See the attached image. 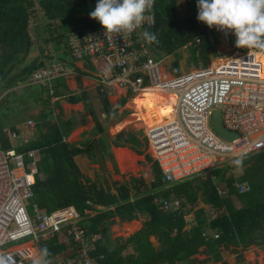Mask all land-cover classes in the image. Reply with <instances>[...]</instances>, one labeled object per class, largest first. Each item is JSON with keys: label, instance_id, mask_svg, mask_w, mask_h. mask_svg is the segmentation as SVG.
I'll list each match as a JSON object with an SVG mask.
<instances>
[{"label": "built area", "instance_id": "obj_1", "mask_svg": "<svg viewBox=\"0 0 264 264\" xmlns=\"http://www.w3.org/2000/svg\"><path fill=\"white\" fill-rule=\"evenodd\" d=\"M153 26L152 2L141 25L131 33H104L100 27L68 34L66 45L72 58L92 61L100 92L105 96H111L113 88L130 90L134 95L146 89L175 95L173 117L145 130L147 151L166 182L175 184L208 176L213 179L211 173L219 158H239L264 149V80L252 67L248 52L236 51L214 65L167 79L161 71L166 58L150 57L148 47L136 39L139 30ZM218 33L228 44L232 34ZM67 71L60 63L51 64L36 70L30 81L47 87L53 95L52 82L67 75ZM215 110L221 114L224 129L238 134L239 139L229 143L214 133L210 115ZM34 127L35 123L28 120L20 134L6 130L5 135L14 146L18 141L24 144ZM25 158L30 160L31 172ZM36 162L34 150H5L0 142V264H96L91 253L102 236L80 224V214L73 206L47 212L33 203ZM235 187L239 194L249 190L247 182ZM220 194L224 195V190ZM153 203L162 212H182L178 199L155 198ZM183 218L189 220L186 215ZM212 237L217 239L219 235ZM53 239L65 248L51 258L48 243Z\"/></svg>", "mask_w": 264, "mask_h": 264}, {"label": "crops", "instance_id": "obj_2", "mask_svg": "<svg viewBox=\"0 0 264 264\" xmlns=\"http://www.w3.org/2000/svg\"><path fill=\"white\" fill-rule=\"evenodd\" d=\"M179 5L181 15H186L188 10L186 0H179ZM37 13L32 14L35 16ZM39 28L35 23L30 24L28 31L33 44L27 55L20 56L21 60L17 62V67L11 70L8 85L17 81L1 90L0 124L2 131L7 130L20 134V131L25 130V123L32 120L36 124V129L28 138L31 142L41 141L52 128L57 127L63 143L85 150L73 157L81 175V183L94 186L97 191L113 196L114 203L104 206L89 202L88 205L91 208L84 209L80 215L81 225L84 223L89 225L90 221L94 220L101 211L114 212L118 206L144 201L147 196H153V203L155 198H163L164 192L171 190L173 193V187L182 182L169 184L165 180L166 183H163L164 177L147 151L146 140L143 143L142 137L145 136L146 126L151 124V121L147 122V120L152 118L155 123H159L173 116L175 107L173 103H162L168 99L169 94L173 93L146 89L139 95H134L130 90L113 88L111 96L102 95L98 75L92 61L74 59L69 54L65 41L69 31L60 41L46 42L45 32L40 33ZM61 30L60 32H65ZM207 36V41L202 40L204 54L197 52L193 55V47L200 43L197 41L195 45H185L174 54L160 57L166 58L161 66L165 78L170 79L197 68L188 64L192 56L197 60L202 58L198 62L201 65L205 64L204 67H206L240 51L233 42L235 41L234 35L228 44L221 40L217 29L209 30ZM247 55L249 59L254 56L249 53ZM259 56L263 57L262 54ZM38 62L46 66L60 63L68 70L67 75L55 80L56 96L51 98L50 102L44 99L46 95L41 92L42 89L38 84H29V77L21 76L22 79L19 80L20 70L32 64L36 65ZM173 64L179 67L180 73H171ZM262 65V61L255 67L252 63V67L264 79ZM149 95L152 99L150 108H153L156 113L151 116V112L142 113L140 111L141 107L148 104ZM140 131L142 136L139 135ZM24 134L26 132L22 133ZM8 143L9 148L5 150L18 151V148L23 145L20 141L16 146ZM38 156L40 161L39 153ZM243 158V161L247 159ZM234 159L236 158H220L216 169L225 170L223 166ZM250 159L251 156L248 161ZM239 160L235 168L225 170L220 176H213L211 180L218 189L224 190L223 180L228 178L234 179L235 182L244 181V174L251 164L242 165ZM25 161L28 171L31 172L30 160L25 158ZM204 180L201 177H194L186 181L191 186L189 195L195 194L196 199H193L191 205L186 203V208L189 207L186 213L189 220H184L183 231L189 232L192 227L199 228L206 236L205 240L208 241L199 246L197 252L188 258L172 264H264V241L246 248L232 244H222L217 248L207 246L217 232L210 229V219L214 214L204 200L205 188L202 184ZM186 198L187 195H183L179 200L181 203L186 202ZM33 203L36 205L35 201ZM240 207L241 204L235 201V208ZM199 210H202L205 216L207 215L205 219L209 218V220L197 218L196 214ZM149 218L148 214H138L137 218L130 220H121L118 215L109 218L108 220L111 221L109 231L103 243L107 252L118 251L121 248L118 240L125 241L137 235L145 224L149 223ZM155 231L156 233L142 235L127 243L113 259V264H170L164 261L154 263L160 259V253L167 245L159 234V232H164V228L161 227ZM172 235L176 236L174 231L171 232ZM92 257L97 264L96 257Z\"/></svg>", "mask_w": 264, "mask_h": 264}, {"label": "trees", "instance_id": "obj_3", "mask_svg": "<svg viewBox=\"0 0 264 264\" xmlns=\"http://www.w3.org/2000/svg\"><path fill=\"white\" fill-rule=\"evenodd\" d=\"M95 3L96 0H0V93L8 85L9 74L12 69L17 67V62L21 60L20 56L27 55L33 44L28 31L31 17L34 19L36 17V15L31 16L32 13L40 12L47 22V28H55L56 35L51 34V37L45 40L46 42H50V40L55 42L62 40L67 31L69 34L83 33L102 27L98 21L89 16V12L94 9ZM186 4L188 10L186 15L182 16L179 0H153L154 26L151 29L139 30L136 39L138 43L143 42L155 58L174 54L181 47L189 44L195 45L197 41L200 43L193 47V55L197 52L204 54L202 40H208L207 32L212 28L197 20L196 0H186ZM59 28L65 32H60ZM152 35H155V40L149 38ZM248 53L250 55L262 54L264 57V50L261 49L253 48ZM44 66L46 65L38 62L36 65L32 64L20 70L19 80L22 79L21 76L26 75L29 77V84H31L32 74ZM55 80L52 82L53 95H50L47 87L38 84L42 89L41 92L46 95L44 99L48 102L56 96ZM16 81L9 85L11 86ZM5 131H2L0 124V142L3 149H8L9 143ZM59 133L57 127L52 128L41 141L31 142L30 139L21 148H18V152L21 153L32 150L36 152L37 171L33 175L34 183L31 187L33 201L36 205L47 212L73 206L81 215L84 209L91 208L88 205L89 202L104 206L113 204V196L97 191L94 186L81 183V175L73 157L85 150L63 143ZM38 153L41 157L40 161L38 160ZM249 156L251 159L248 161ZM249 156L241 163L242 165L251 164V167L244 174V181L235 182L232 178L222 179L224 195L220 194L221 189L217 188L211 177L208 176L202 183L205 188L204 200L214 214L210 219V229L219 235L217 239L212 238L213 241L211 239L208 242L209 248H217L222 244L246 248L249 245L260 244L264 241V149L251 153ZM229 163L223 166L225 170L230 169ZM221 169L215 168L211 175L216 177L222 175L225 170ZM31 180L30 177V182ZM186 181L175 185L173 193L168 190L163 194V198L168 200H179L183 195H187L186 202L181 203L182 212L180 214L160 211L152 203L153 196H147L144 201L118 206L114 212L110 210L101 211L94 220L90 221L89 225L82 224L89 232H99L102 236V240L96 245V250L91 253V256H95L98 260L97 264H113V259L117 257L119 251L127 243L140 238L142 235L147 236L156 233L155 229L161 227L164 228V232H159L160 238L167 245L161 251L160 259L154 263L161 261L170 264L180 262L197 252L198 247L208 240H205L199 228L192 227L189 232L183 231V216L189 210V207L186 208V203L191 205L193 199H196L195 194L189 195L191 186ZM243 182L248 183L249 190L244 194H239L235 186ZM163 183H166L165 178H163ZM235 201L241 204L240 208H235ZM138 214H148L150 216L149 223L145 224L143 229L134 237L125 241L118 240L121 246L118 251L115 253L107 252L103 243L111 222L108 219L118 215L121 220H130L137 218ZM196 215L197 218L209 220V218L205 219L207 215L205 216L202 210H199ZM172 231L176 236H171ZM48 244V256L51 258L60 254L65 248L56 239L50 240Z\"/></svg>", "mask_w": 264, "mask_h": 264}, {"label": "clouds", "instance_id": "obj_4", "mask_svg": "<svg viewBox=\"0 0 264 264\" xmlns=\"http://www.w3.org/2000/svg\"><path fill=\"white\" fill-rule=\"evenodd\" d=\"M152 2L96 0L89 16L102 25L104 33H131L141 25ZM196 7L197 20L209 28L233 34L237 48L264 50V0H196ZM149 38L156 39L155 35ZM43 252L47 255V249Z\"/></svg>", "mask_w": 264, "mask_h": 264}, {"label": "rangeland", "instance_id": "obj_5", "mask_svg": "<svg viewBox=\"0 0 264 264\" xmlns=\"http://www.w3.org/2000/svg\"><path fill=\"white\" fill-rule=\"evenodd\" d=\"M31 16H34V14H31ZM32 23H35V24H38V26L40 27L39 28V31H40V33H44V35H45V37H51V34L53 35V36H55L56 34H55V32H54V28H47V22H46V20L43 18V16H42V14L40 13V12H38L37 13V15H36V17H35V19L33 18V17H31V24ZM59 31H62L61 29H59ZM219 36H220V34H219ZM232 37H233V34L230 36V38H229V40H231L232 39ZM220 38H221V36H220ZM48 47V46H47ZM43 48H44V46H43ZM239 50H240V52L241 53H245V52H248L249 50H251V49H244V48H239ZM149 54H150V57H152V58H155L154 57V55H153V53L149 50ZM260 55V54H259ZM204 58V57H203ZM80 60H82V59H80ZM202 60V58H200V59H195L193 56H192V58L190 59V61L188 62V64L189 65H193V66H195V67H197L198 69H200V68H202V67H204L205 66V64H203V65H201L199 62ZM199 61V62H198ZM218 63V62H217ZM259 63H260V61H259ZM171 73L172 74H175V73H180V71H179V67H177V65L175 64H173L172 65V67H171ZM98 82H99V78H98ZM174 112V114H175V111H173ZM151 116V115H150ZM149 117V116H148ZM149 121H151V124L150 125H152V124H155V122H154V119H152V118H150L149 120H147V122H149ZM161 122V121H160ZM150 125H147L146 127H148V126H150ZM139 135L140 136H142V132L140 131L139 132ZM143 137V143L145 142V140H146V138H145V136H142ZM243 157H245V158H247L248 157V155H245V156H242V157H239V158H236V159H234L232 162H230L229 164H230V168L231 169H233V168H235L236 166H238V160L239 159H241V160H239V162H243V160H242V158ZM224 158V157H223ZM231 158H234V157H228V159H231ZM220 159V158H219ZM222 159V158H221ZM225 159V158H224ZM244 159V158H243ZM235 160H237V161H235ZM29 179H30V176H29ZM220 192V191H219ZM21 242H24V241H21ZM21 242H19V243H21ZM13 245V244H12Z\"/></svg>", "mask_w": 264, "mask_h": 264}, {"label": "water", "instance_id": "obj_6", "mask_svg": "<svg viewBox=\"0 0 264 264\" xmlns=\"http://www.w3.org/2000/svg\"><path fill=\"white\" fill-rule=\"evenodd\" d=\"M211 128L214 133L221 139L231 143L239 139V135L236 133H231L224 129L221 123V114L219 111L215 110L210 115Z\"/></svg>", "mask_w": 264, "mask_h": 264}, {"label": "bare ground", "instance_id": "obj_7", "mask_svg": "<svg viewBox=\"0 0 264 264\" xmlns=\"http://www.w3.org/2000/svg\"><path fill=\"white\" fill-rule=\"evenodd\" d=\"M250 60L252 61L253 66L255 67L256 65L258 66L259 61L264 62V57H261V56H259V55H254V56H252V57L250 58ZM262 66H263V65H262ZM263 80H264V79H263ZM149 96H150V95H149ZM151 101H152V99H151V96H150L149 100L147 101L148 104H147V105H144L143 107L140 108V111H141L142 113H144V112H151L150 115H154L155 111L153 110V108H150ZM164 102H167V103H173V107H174L175 104H176V98H175V95H173V94H169V95H168V99H167L166 101H162V103H164ZM158 107H159V104H158ZM155 114H156V113H155ZM171 114H173V113H171ZM173 115H174V114H173ZM172 117H173V116H172ZM169 118H170V117H169ZM28 181L30 182L29 177H28Z\"/></svg>", "mask_w": 264, "mask_h": 264}]
</instances>
